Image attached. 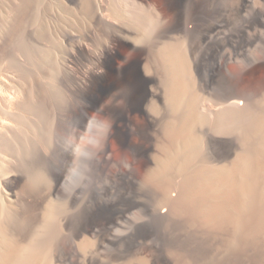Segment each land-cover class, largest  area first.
<instances>
[{
	"label": "bare ground",
	"instance_id": "6f19581e",
	"mask_svg": "<svg viewBox=\"0 0 264 264\" xmlns=\"http://www.w3.org/2000/svg\"><path fill=\"white\" fill-rule=\"evenodd\" d=\"M66 1H80L78 13L99 24L98 31L81 34L98 46L82 40L76 44L73 64L59 79L64 98H57L54 125L67 121L78 137L99 125L101 135L92 136L98 144L94 157L130 184L136 169L150 162L152 127L157 126L160 155L145 178L161 191L163 212L184 213L205 228L194 232L192 264H264V103L253 111L250 94L239 89L244 59L258 62L249 47L264 22V11L255 7L262 0H231L217 10L211 0ZM247 10L254 14L248 22ZM246 28L252 30L248 36ZM65 34L80 37L74 30ZM11 83L0 75L1 131L21 106ZM234 141L241 148L230 160ZM9 149L19 156L26 152ZM29 174L35 183L36 174ZM8 179H17V171L0 172V264H52L41 238L48 225L36 224L30 208L24 207L26 223L17 224L25 244L13 240L2 224L16 202L2 192L11 188ZM134 208L142 209L138 201L126 203L114 224L100 221L91 209L76 216L71 236L57 242L59 262L73 259L72 238L84 231L96 233L99 227L103 235H113L114 229H135ZM47 209L44 216L50 218L53 206Z\"/></svg>",
	"mask_w": 264,
	"mask_h": 264
},
{
	"label": "rangeland",
	"instance_id": "374dc122",
	"mask_svg": "<svg viewBox=\"0 0 264 264\" xmlns=\"http://www.w3.org/2000/svg\"><path fill=\"white\" fill-rule=\"evenodd\" d=\"M230 1L211 0L212 9L217 10ZM79 2L0 0V75L12 82L10 88L19 92V98L15 101L18 100L16 103L21 105L14 109L12 116L16 118L12 117V124H7L4 131L0 130V172L5 168L17 171V179H8L10 190H2L5 196L16 199L10 208L11 217L2 224H5L13 240L25 244L27 240L22 237L17 224L26 223L24 210L30 208L31 215L38 219L36 224L43 223L49 227L41 232L46 254L52 264H61L57 242L71 236L69 228L75 224L76 216L91 209L100 221L114 224L125 204L135 200L142 208L140 211L137 208L131 210L132 217L138 216V221L134 217L135 229H114L113 235H103L104 229L99 230V227H96V233L84 231V235L72 238L74 256L64 264H192L195 259L194 232H204L205 228L196 225L202 224L200 222L190 221L184 213L163 212V208L159 207L161 191L145 178L155 166L156 156L160 155L158 146L161 133L157 126L152 127L150 162L136 169L135 182L130 184L119 180L113 168L106 171L94 157L98 144L93 137L101 135L99 125H93L78 137L71 133L67 121L58 125L53 123L59 106L57 98H64L59 79L66 67L68 69L73 64L72 54L76 44L82 40L93 43L94 48L98 46L97 42L81 35L90 29L98 31L99 24L90 23L83 13H78ZM255 7L264 11V0ZM70 9L73 11L70 12ZM243 16L248 22L254 14L252 10H247ZM73 30L79 32L80 37L65 36V32ZM251 31L246 28L245 35L248 36ZM249 51L258 62L251 64L248 57L244 59L239 89L250 94L249 107L259 112L264 103L263 21L254 32ZM230 66H233V62H230ZM8 74L14 77L9 78ZM2 115L6 116L5 113ZM119 124L122 125V122ZM9 148L24 149L26 152L19 156ZM240 148L241 144L234 141L230 160ZM111 152L115 156L113 144ZM67 154L69 158L65 159ZM29 171L37 176L33 184L30 183ZM176 196V190L171 191L170 197L173 199ZM50 206H53L52 215L45 218ZM158 208L162 212L158 213ZM84 240L86 243H83ZM139 247H142L141 250Z\"/></svg>",
	"mask_w": 264,
	"mask_h": 264
}]
</instances>
